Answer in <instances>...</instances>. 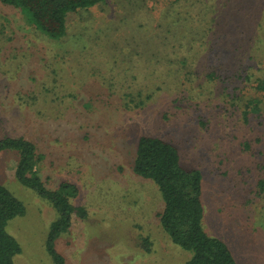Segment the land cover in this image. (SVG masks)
<instances>
[{
  "label": "rangeland",
  "instance_id": "1",
  "mask_svg": "<svg viewBox=\"0 0 264 264\" xmlns=\"http://www.w3.org/2000/svg\"><path fill=\"white\" fill-rule=\"evenodd\" d=\"M23 13L0 3V139L35 144L48 189L62 181L79 189L73 204L87 218L74 217L56 243L66 264L191 257L160 225L157 185L133 172L142 136L174 142L182 165L201 171L205 232L238 264H264V90L255 89L264 88V0H107L69 14L57 41ZM174 19L185 53L152 36ZM192 54L196 81L185 86L166 63ZM139 91L151 96L142 108ZM252 100L259 116L246 108ZM17 161L0 152V184L25 207L7 227L22 251L14 262L53 264L45 242L56 212L16 181Z\"/></svg>",
  "mask_w": 264,
  "mask_h": 264
},
{
  "label": "trees",
  "instance_id": "2",
  "mask_svg": "<svg viewBox=\"0 0 264 264\" xmlns=\"http://www.w3.org/2000/svg\"><path fill=\"white\" fill-rule=\"evenodd\" d=\"M106 1L0 0V3L26 13L37 30L48 36L50 40L57 41L66 36V18L69 14ZM148 11L151 12L152 9ZM182 11L189 13L187 10ZM177 15L181 20L182 16L179 13ZM178 26L179 20L174 19L167 28L163 24H157L152 31L153 38L163 39L165 43H169V40L175 42L179 47L176 49V54L181 51L186 52L182 46L183 36L179 34ZM199 31L205 37L209 32L206 29ZM183 32L186 36L194 35L193 30ZM192 46L195 47L194 44ZM155 47L156 45L151 46L150 50L154 51ZM150 53L155 56L153 52ZM192 56L193 54L175 57L171 62L166 63L169 72L174 75L182 74L185 86L196 81V75L190 63ZM206 76L207 80L213 78L211 74ZM255 89L263 92V83H259ZM137 97L140 105L136 107L139 108L143 107L146 99L151 98L150 95L143 97L141 91L138 92ZM131 102L134 101L131 100ZM259 103V100L248 101L246 108H254L259 116L261 113L258 108ZM247 145L249 144L245 142V148L248 150ZM5 151L14 152L18 156L14 175L16 181L48 202L55 210L57 217L50 226L45 249L53 264H66L64 256L57 250L56 243L63 234L69 232L74 217L81 220L87 218L86 209L73 204V200L79 196V189L68 181H62L55 190L48 189L39 176L37 166L40 156L37 147L31 141L23 137L0 139V152ZM133 172L138 177L150 180L157 185L164 203L160 214V225L175 246L191 254L186 264H238L228 246L220 239L209 236L203 229L202 173L198 169L186 168L182 165L180 150L174 142L153 136L140 137L133 160ZM259 184L264 190V181H260ZM24 214L25 207L22 202L0 184V264H15L14 259L22 252L20 244L7 231V227L13 219L22 217ZM143 247L149 251L146 239Z\"/></svg>",
  "mask_w": 264,
  "mask_h": 264
}]
</instances>
